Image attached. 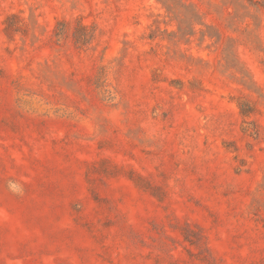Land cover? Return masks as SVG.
<instances>
[{
    "label": "rangeland",
    "instance_id": "obj_1",
    "mask_svg": "<svg viewBox=\"0 0 264 264\" xmlns=\"http://www.w3.org/2000/svg\"><path fill=\"white\" fill-rule=\"evenodd\" d=\"M0 264H264V0H0Z\"/></svg>",
    "mask_w": 264,
    "mask_h": 264
},
{
    "label": "trees",
    "instance_id": "obj_2",
    "mask_svg": "<svg viewBox=\"0 0 264 264\" xmlns=\"http://www.w3.org/2000/svg\"><path fill=\"white\" fill-rule=\"evenodd\" d=\"M159 2H161L162 5H164L166 8H168V10H172L174 8L175 2H177V0H157Z\"/></svg>",
    "mask_w": 264,
    "mask_h": 264
}]
</instances>
